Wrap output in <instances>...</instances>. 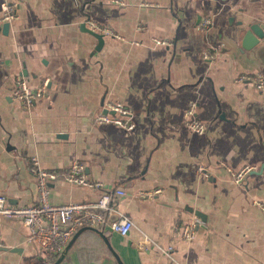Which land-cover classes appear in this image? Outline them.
Segmentation results:
<instances>
[{
  "label": "crops",
  "instance_id": "1",
  "mask_svg": "<svg viewBox=\"0 0 264 264\" xmlns=\"http://www.w3.org/2000/svg\"><path fill=\"white\" fill-rule=\"evenodd\" d=\"M3 2L17 4L18 18L6 32L0 25V194L13 205L36 202L33 156L58 172L77 160L102 190L126 192L113 197L110 217L130 220L127 235L102 232L107 244L97 231L81 230L55 261L264 264V95L235 81L264 77V0ZM204 16L212 24L197 30ZM89 20L120 38L103 36L97 48ZM253 24L259 38L244 48ZM204 51L211 61L201 58ZM20 73L32 88L48 80L45 96L28 108L11 98ZM190 102L205 125L201 136L183 124ZM105 103L127 108L134 129L96 124ZM198 164L208 176L196 171ZM244 166L251 170L235 184L227 167ZM156 189L150 198L140 195ZM99 193L58 181L49 201H94ZM193 217L201 222L185 241L182 228ZM27 234L21 221L0 216V264L39 255ZM143 237L152 244L139 251L135 243Z\"/></svg>",
  "mask_w": 264,
  "mask_h": 264
},
{
  "label": "built area",
  "instance_id": "2",
  "mask_svg": "<svg viewBox=\"0 0 264 264\" xmlns=\"http://www.w3.org/2000/svg\"><path fill=\"white\" fill-rule=\"evenodd\" d=\"M17 4L14 2H3L0 5V25L17 20ZM212 17H201L196 25V29L204 31L212 24ZM87 29L99 33L103 36L120 38L114 31L94 21H87ZM156 44H168L167 41L155 39ZM201 58L211 61L213 55L209 51H204ZM237 82H250L257 91L264 95V77L260 73L243 74L238 76ZM48 80L40 86L32 88L26 78L20 73L14 78L11 88V98L22 108H28L43 98L47 92ZM195 103L190 102L183 114V124L191 132L203 135L205 125L195 117ZM94 122L98 125L112 124L123 131L134 129L131 112L119 103L103 104L95 115ZM30 172L36 181V202L31 205L9 204L7 197L0 194V216L7 219H17L27 228V242L39 249V255L26 259L22 264H53L57 255L62 253L69 244L74 234L85 228L105 229L122 236L128 234L131 227L130 220L121 216L109 222L108 219L113 213V197L124 196V189H115L112 192L102 190L101 183L89 180L84 172V164L75 160L63 172L49 171L40 166L38 159L31 157ZM231 180L235 184H241L251 168L244 166L237 171L227 167ZM196 171L208 176L207 170L202 165H196ZM58 181L84 187L91 190L100 191L98 198L94 201L69 202L64 204H52L49 201V191L51 185ZM159 189L144 191L140 195L150 198L153 194L159 193ZM264 210V209H263ZM200 220L193 217L191 221L182 228V238L190 241L194 238L195 229L200 224ZM152 244L149 237H143L135 243L139 251H145ZM170 249V247H169Z\"/></svg>",
  "mask_w": 264,
  "mask_h": 264
},
{
  "label": "water",
  "instance_id": "3",
  "mask_svg": "<svg viewBox=\"0 0 264 264\" xmlns=\"http://www.w3.org/2000/svg\"><path fill=\"white\" fill-rule=\"evenodd\" d=\"M255 21L252 20V23H254ZM3 31L6 32L7 29H8V23H4L3 26ZM87 31L89 33H91L97 40H98V45H97V48L102 44L103 42V35L99 34V33H95V32H92L90 31L89 29H87ZM259 38V32H257V29H256V26L253 24V25H250L249 26V29L245 32L244 34V39H243V47L244 48H247L253 44H255L257 42ZM202 221H204V218H203V215L202 213H199V212H196L195 213ZM115 216H112L110 217V221H113L115 220ZM86 229V228H85ZM87 229H91V230H94V231H97L103 238L104 240L106 241V243L108 244L107 242V239L106 237L103 235L102 231L101 230H98V229H95V228H87ZM81 230H84V229H81ZM81 230L77 231L73 238L71 239V241L69 242L68 244V247L69 245L72 243V241L74 240V238L76 237V235L78 234V232H80ZM1 248H4V250H14V249H9V248H6V247H1ZM60 261V259L56 260L53 264H58V262ZM118 264H121L119 261H118Z\"/></svg>",
  "mask_w": 264,
  "mask_h": 264
},
{
  "label": "trees",
  "instance_id": "4",
  "mask_svg": "<svg viewBox=\"0 0 264 264\" xmlns=\"http://www.w3.org/2000/svg\"><path fill=\"white\" fill-rule=\"evenodd\" d=\"M87 229V228H86ZM103 233H106V232H108L107 230L105 231L104 229L102 230V229H100Z\"/></svg>",
  "mask_w": 264,
  "mask_h": 264
},
{
  "label": "bare ground",
  "instance_id": "5",
  "mask_svg": "<svg viewBox=\"0 0 264 264\" xmlns=\"http://www.w3.org/2000/svg\"><path fill=\"white\" fill-rule=\"evenodd\" d=\"M205 15V14H204ZM214 50V49H213Z\"/></svg>",
  "mask_w": 264,
  "mask_h": 264
}]
</instances>
